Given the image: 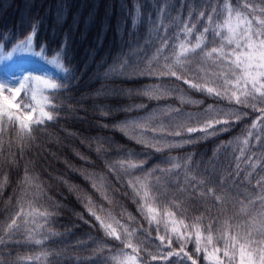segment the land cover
Masks as SVG:
<instances>
[{"label":"snow or ice","instance_id":"1","mask_svg":"<svg viewBox=\"0 0 264 264\" xmlns=\"http://www.w3.org/2000/svg\"><path fill=\"white\" fill-rule=\"evenodd\" d=\"M181 7H187L188 14L177 21L169 12L175 6L162 0L156 19L148 18L152 20V30L144 47L153 49L151 54L141 49L140 59L132 62L116 60L105 69L104 77H171L197 92L226 100L230 105L251 108L261 113L251 126L257 130L255 140L259 142L258 123L264 120V0H203L199 5H195L194 0V6L182 4ZM133 12L140 14L136 6ZM94 19L95 14H90L85 24H92ZM166 20L173 22L171 32ZM74 24L78 26L79 20L75 19ZM105 27L101 21V28ZM36 34V28L31 27L10 51H5V46L0 44V61H10L14 54L38 57L67 77L66 44L62 42L60 49L54 50L52 59L48 60L46 44L36 50ZM66 90V78L57 81L47 74H28L13 78V82L0 78V165L15 166L17 151L22 156L34 142V133L58 118L57 95ZM174 91L178 89L155 85L142 90L141 94L160 99ZM180 100L194 103L184 96H180ZM101 112L104 116L110 114V110L101 109ZM176 112L178 117L184 115L179 110ZM247 114L239 109L225 111L209 105L201 115L194 118L189 114L187 117V120L195 119L199 126H188L186 121H180L173 130L161 124L151 127L154 133L151 138L144 134L154 118L151 114L143 119L123 121L117 128L126 135L131 129L134 134L130 138L159 152L192 143L196 139L192 133L212 136L227 131V127L217 126L238 122ZM182 134H187L188 138L181 141L168 139ZM252 137L253 132L249 130L242 141L237 138L239 154L231 157L227 152L232 141L218 146L216 152L219 154L224 150L226 165L215 157L206 164H195L192 156L172 157L165 161L167 168L147 171L143 169L144 161L136 162L133 153H126V159L112 163L105 161V167L117 182L122 181L131 189V193L124 195L137 205V211L149 228L155 226V239L159 241L157 254H153L144 246L145 239H152L151 231L144 225L130 227L125 218L128 222L136 218L108 195L110 189L101 181L104 189L101 196L111 207H97L88 197L84 208L107 238L119 241L124 249L131 250V253H121L119 264H148V261L157 260L167 264L174 257L176 264H201V259L203 264H264V175L258 179L254 177L257 168L262 166L260 158L254 159L255 152L249 147ZM231 151L236 153L237 149ZM246 152L249 153L247 156ZM80 158L88 162L87 158ZM242 163L247 168L242 167ZM137 169L144 175H137ZM157 171L170 175L161 182L158 177L153 178ZM84 178L92 179L91 175ZM91 186L100 192L96 183ZM19 189L14 214L6 225L0 226V246L41 245L57 235L50 231V222L59 205L47 195L40 178L27 170ZM116 206L121 208L119 218L113 211ZM197 206L202 211L189 216V211L195 212ZM241 214L245 219L241 220ZM160 225H163L164 235L160 234ZM193 236L195 247L189 253L186 246ZM174 241L179 244L178 248H172ZM142 252H147L148 260L142 257ZM42 255L47 256L46 253ZM33 259H40V255L19 258L29 262Z\"/></svg>","mask_w":264,"mask_h":264},{"label":"trees","instance_id":"2","mask_svg":"<svg viewBox=\"0 0 264 264\" xmlns=\"http://www.w3.org/2000/svg\"><path fill=\"white\" fill-rule=\"evenodd\" d=\"M168 2L175 6L169 12L177 21L188 14V8L181 7L182 4L194 6V0ZM161 3L162 0H0V43L5 49L24 38L34 26L37 32L36 48L46 44L47 56L60 49L62 42L66 44L64 64L69 69L67 77L62 72L53 76L57 81L67 79V90L57 95L58 118L34 133V142L22 156L17 151L15 166L0 165V226L6 225L16 210L19 184L27 170L40 178L47 195L59 205L50 222V231L57 235L41 245L0 246V264H119L121 253H131V250L124 249L119 241L107 238L84 208L88 197L97 207H111L101 196L104 191L101 181L109 187L108 195L136 218L133 222L125 218V222L130 223V227L144 225L151 231L152 239H145L144 246L157 254L159 241L155 239V226L149 228L147 221L137 211V205L124 195L125 192L131 193V189L122 181L117 182L105 167V161L112 163L126 159V153L135 154L133 159L136 162L144 161L143 169L147 171L167 168L165 161L172 157L192 156L195 164H206L215 157L226 165L224 150L219 154L216 152L218 146L232 141L227 155H238L237 138L242 141L251 130L253 137L249 140V147L255 152L254 159L260 158L262 166L257 168L254 177L258 179L264 175V120L258 123L259 142L255 140L257 130L251 127L261 116L260 112L230 105L226 100L197 92L171 77H104L105 69L116 60L132 62L140 59L141 49L151 54L153 49L144 47V42L152 30V20L156 19ZM202 3L203 0H195V5ZM134 6L138 8L139 15L133 12ZM178 13L181 15L178 16ZM90 14H95L94 22L85 24ZM75 19L79 20L78 26L74 24ZM101 21L106 25L104 29L101 28ZM166 26L170 32L173 30L171 20H166ZM98 76L100 79H97ZM155 85L178 91L160 99H150L141 94L142 90ZM101 89L104 91L101 92ZM180 96L190 98L194 103H182ZM209 105L225 111L239 109L248 114L238 122L217 126L227 127V131L212 136L192 133L191 136L196 138L192 143L159 152L130 138L134 134L131 129L126 135L117 128L123 121L143 119L150 114L162 115L159 120L155 119L159 123L170 119V124L165 127L173 130L180 121H186L188 126H199L195 119L187 120V117L189 114L194 118L201 115ZM101 109L110 110V114L102 115ZM176 110L184 115L178 117ZM146 131H151L149 126ZM187 138V134H182L181 137L168 139L181 141ZM232 148L237 149L236 153L231 151ZM248 154L246 152L245 155ZM80 157L87 158L88 162ZM241 166L247 168L243 163ZM136 174L143 176L144 172L137 169ZM86 175H91L92 179H85ZM168 175L157 171L153 178L158 177L163 182ZM92 183L97 184L100 192L92 188ZM113 211L119 218L121 208L116 206ZM199 211L202 209L197 206L195 212L189 211V216L198 215ZM240 218L245 219L243 214ZM160 228V234L164 235L163 225ZM140 238L144 239L143 236ZM194 239L193 236L192 241L187 243L189 253L194 251ZM178 247L179 244L174 241L172 248ZM45 253L47 256L42 255ZM38 255V260H19L20 257L35 258ZM141 255L148 260L147 252ZM148 264L165 262L148 261ZM167 264H176V258Z\"/></svg>","mask_w":264,"mask_h":264},{"label":"rangeland","instance_id":"3","mask_svg":"<svg viewBox=\"0 0 264 264\" xmlns=\"http://www.w3.org/2000/svg\"><path fill=\"white\" fill-rule=\"evenodd\" d=\"M11 47L12 45L9 48L5 49V51H10ZM36 50L39 51L40 48H36ZM47 59L51 60L52 56H47ZM57 73H59V71L53 65L45 62L44 60H41L38 57L14 54L12 60L0 61V78H3L8 82H13V78H20L28 74L41 75V76L47 74L54 76ZM161 117L162 115L154 116V118L152 119L149 125L150 129L151 127H159L161 124H163L164 126L170 124V119L165 122L159 123L158 120ZM145 133H146L145 136L148 138H151L154 135V133H152L151 131H145Z\"/></svg>","mask_w":264,"mask_h":264}]
</instances>
